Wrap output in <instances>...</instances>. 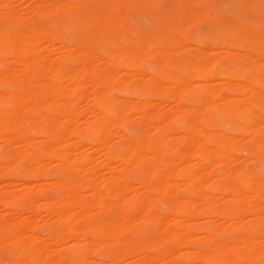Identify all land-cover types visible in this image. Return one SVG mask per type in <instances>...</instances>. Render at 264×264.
Returning <instances> with one entry per match:
<instances>
[{
	"label": "bare ground",
	"instance_id": "bare-ground-1",
	"mask_svg": "<svg viewBox=\"0 0 264 264\" xmlns=\"http://www.w3.org/2000/svg\"><path fill=\"white\" fill-rule=\"evenodd\" d=\"M15 1L0 16L67 7L50 27L28 14L23 30L0 29V261L261 264L264 178L246 162L264 166V31L246 23L229 42L183 40L179 59L182 37L167 27L133 39L106 23L120 0H101L91 18L89 0ZM62 19L74 40L57 35ZM143 55L155 61L148 76Z\"/></svg>",
	"mask_w": 264,
	"mask_h": 264
},
{
	"label": "rangeland",
	"instance_id": "rangeland-1",
	"mask_svg": "<svg viewBox=\"0 0 264 264\" xmlns=\"http://www.w3.org/2000/svg\"><path fill=\"white\" fill-rule=\"evenodd\" d=\"M3 1V2H2ZM0 0V3H4L5 2V0ZM15 0H13V2H14ZM17 1V0H16ZM15 1V2H16ZM24 2H22V3H25L26 4V2H25V0H23ZM42 2L44 1V2H46V1H48V0H41ZM50 1V3H51V0H49ZM49 1H48V3H49ZM54 0H52V2H53ZM241 1L242 2H244V3H247L248 5H249V8L246 10V12H245V16H246V23L247 24H249V25H251V26H253V27H256V28H261L260 30H262V31H264V28L262 27V25L259 23V22H257L256 20H257V18H260V17H263L264 18V9L263 10H261V9H259L258 7H256V5L255 4H261V0H211V2L212 3H214L215 5H217L218 6V11L222 14V15H228L229 13H230V11H231V9H232V7L233 6H235V5H237V4H239V3H241ZM19 2V1H18ZM29 2V1H28ZM28 2H27V4L26 5H24V4H22L23 5V8H24V6H26L27 7V5H28ZM89 2L92 4V6L91 7H89L88 8V17H94L95 15H97V12H98V10H100L101 8L100 7H102V5H103V1H101V0H89ZM120 2L121 3H119V4H124V5H138L139 7H135V8H132L131 9V12L134 14V15H136L137 17H138V19L140 20V24H139V26H137L135 29H133V28H131V26H124V21H123V19H121V21H119V25H120V27L123 29V30H125V31H127V32H129V33H131V32H133V31H135L136 32V34H138V35H145V34H149V32H150V34H153V33H157V32H159L162 28H164V27H167L169 30H172L174 33H176L177 35H179L180 37V40H181V37H182V40H181V42L183 41V40H185L187 43L189 42V43H191L190 44V46H195V44H194V40H195V38H196V36L194 37V35H191V34H188L189 32L186 30V21L183 19V23L181 24V25H179V23L176 21V17H178L179 15L177 14V15H175V16H169L168 14H164L163 16H157L156 14H154V10L151 8V7H149L150 5H152V4H154V3H162V4H165V5H168V6H176V5H196V4H199V3H205V2H208V0H120ZM2 4H0V11L2 12V13H4L5 12V9L3 8V6H2ZM17 4V2L15 3V5ZM21 4V3H20ZM46 4V3H45ZM22 5H21V7H22ZM20 7V6H19ZM28 8V7H27ZM27 8L25 9L24 8V11H21V13H23V14H20L19 16H21V17H17V16H13V17H11V16H7V15H4V14H2L1 13V16H0V29H1V27H2V25H5L7 28H8V26H9V24H10V26H9V28L11 27V25L13 26V27H11V29H7V30H13L12 28H15L16 27V25H13V24H17L18 25V28L20 27L19 25H21L23 22H22V20L24 19H28L27 18V16L26 15H28V14H30V15H28V17H30V19H28V20H31V21H33V23H35L36 25L37 24H41V25H47V27H50L51 26V22L49 21L48 23H38L37 21L39 20L38 18L40 17V16H38L37 14H35V13H32L29 9L27 10ZM9 9V8H8ZM21 9V8H20ZM26 10V11H25ZM29 11V12H28ZM31 13L32 14H34V18H33V16L31 15ZM156 15V16H155ZM22 16H25V18L23 17L22 18ZM31 16H32V18H31ZM36 17V18H35ZM38 17V18H37ZM60 17H62V15H60ZM63 21V22H62ZM62 21H61V24H60V26H59V28L57 29V35H59V32L61 33V31H65V32H67L68 34L70 33L71 35V38H70V40L72 39V37H73V39L72 40H74V37L76 36V34H77V36H78V31H74V30H76L73 26V24H71L69 21L68 22H66V21H64L63 19H62ZM17 22H21V23H17ZM174 22V23H173ZM8 24V26L6 25V24ZM178 23V25H176ZM194 25H195V22L193 23ZM36 25H35V27H36ZM15 26V27H14ZM22 26V25H21ZM38 26V25H37ZM40 26V25H39ZM44 26V27H45ZM33 28L32 27V29H30V30H32V33H33V35L34 34H36L37 35V30L38 29H36V28ZM43 27V28H44ZM71 27H73V28H71ZM41 28V27H40ZM25 29V28H24ZM60 29V30H59ZM68 31H67V30ZM131 29V30H130ZM20 30H23V27L21 28L20 27ZM129 30V31H128ZM10 31V32H11ZM201 31H203V29H201ZM39 32L41 33V31L39 30ZM76 33V34H75ZM73 34V35H72ZM10 36V35H9ZM189 36V37H188ZM194 37V39H192V38ZM190 39H191V41H190ZM94 40V39H93ZM193 41V42H192ZM180 42V41H179ZM184 42V41H183ZM183 42H182V44H183ZM177 43H178V40H177ZM89 46L90 47H96V45H95V41L93 42L92 41V39L90 40V42H89ZM184 44H185V42H184ZM184 44L183 45H181V43H179L178 45H180L179 46V52L177 53V55H176V58L178 57L179 59L180 58H182V56L184 55V53H185V51H184ZM182 46V47H181ZM183 49V51H184V53H183V51H182V49ZM96 49V48H95ZM202 49L203 50H205V51H207V52H210L209 50H210V46H209V44H203L202 45ZM182 51V52H181ZM256 52L258 53V55H260L261 56V58L263 59V61H264V49H262L261 47H260V45H258V47H256ZM182 55V56H181ZM0 56H2L1 54H0ZM144 56V55H143ZM143 56H142V58H143ZM55 57H56V54H55ZM145 57V59L143 60L142 58H137V60L138 61H136V65H137V62L139 63V62H143V63H141V65L139 66V67H141L142 68V70H143V72H144V75H146V76H148L149 75V73L150 72H153L154 71V69H155V61H153L154 59H151V58H149V57H147V56H144ZM146 57H147V59H146ZM139 60H141V61H139ZM222 60V59H221ZM154 62V63H153ZM153 63V64H152ZM140 64V63H139ZM138 64V65H139ZM145 70H146V73H145ZM151 70V71H150ZM117 94H119L118 92H117ZM219 120V119H218ZM217 120V118H215L214 119V122H215V124L216 125H220L221 126V123H220V121H218ZM219 122V123H218ZM229 125V124H228ZM227 124L225 125V126H228ZM230 126V125H229ZM222 127L221 126V128L225 131V132H232V129L230 128V127ZM229 128V129H228ZM119 129H121V130H128V127L127 126H124V125H120L119 126ZM230 130V131H229ZM80 152H81V150H79ZM244 150H240L239 152H238V155L240 156V157H245L244 156V153H245V155H246V153L247 152H244V153H242ZM247 160H249V159H247ZM251 161V160H250ZM246 162V160H244V162H246V167H247V169H250V170H252V171H255V172H258L259 174H261L262 175V177L264 178V166H263V164H260V163H257V162H253V161H251V162ZM54 165L53 164H51L50 163V165H49V167H48V173H49V175H51L50 177H53V175L55 174V171H54V167H53ZM263 166V167H262ZM263 168V169H262ZM212 168H210L209 170H211ZM261 170H263V171H261ZM261 171V172H260ZM213 174H217V171H214L213 172ZM139 178V176H138V174H135L134 176H133V180L134 181H138V178ZM50 177H49V181L51 180V179H53V178H51L50 179ZM214 177V178H213ZM217 177V176H216ZM216 177L215 176H212V178L210 179V181L212 182L213 180H215L216 179ZM135 178H137L136 180H135ZM51 190L49 189L48 191H47V196L49 197V196H51L52 194H51ZM154 201V200H153ZM152 201V208H153V210L154 211H156V212H159V213H163V212H165V210L166 209H163V208H166V206H164L165 204L162 202V201H154L153 202ZM160 202V203H159ZM163 203V204H162ZM202 218H204V220L206 219V220H208L206 217H202ZM199 220H201V218L199 217L198 218ZM204 220H203V222H204ZM202 221V220H201ZM205 223V222H204ZM205 224H207V222L205 223ZM202 225H204V224H202ZM208 225V224H207ZM194 229H196V228H194ZM197 230V229H196ZM195 230V231H196ZM199 231V230H198ZM198 231H197V235L198 234H200V232L198 233ZM194 232V231H193ZM194 233H196V232H194ZM0 254H2V252H0Z\"/></svg>",
	"mask_w": 264,
	"mask_h": 264
},
{
	"label": "snow or ice",
	"instance_id": "snow-or-ice-1",
	"mask_svg": "<svg viewBox=\"0 0 264 264\" xmlns=\"http://www.w3.org/2000/svg\"><path fill=\"white\" fill-rule=\"evenodd\" d=\"M11 6L8 4L3 5V8L7 10ZM37 8H42L45 14L39 17L38 23H48L49 21L57 20L61 15V9L67 6L55 4V5H36ZM74 7H81L79 5ZM111 9L110 18L106 23L112 24L116 27H120L118 22L123 19L124 26H131L135 29L140 24V20L136 15L131 12L132 8L139 7L138 5H124V4H111L108 6ZM154 10V14L157 16H163L168 14L169 16L179 15L186 21V30L189 34L197 36L201 39L207 40H221L225 42L232 41L243 35V29L246 25L245 12L249 8L247 3L241 2L232 7L228 15H222L218 11V6L208 0L205 3H199L196 5H176L168 6L162 3H154L150 5ZM261 8L264 9V0H261ZM47 10H52L51 14ZM195 21V25L193 24ZM86 18L82 19L80 28L83 29L87 25ZM203 29V31H201ZM133 39L136 37V32L131 33ZM260 47L264 49V36L260 39ZM262 77H264V68H262ZM261 123L264 124V93H262L261 104ZM261 151L264 152V132L261 134ZM262 226H264V217H262ZM226 243H231L227 241ZM264 252V249H262ZM0 264H5L4 261H0ZM7 264H13L9 261ZM75 264H81V262H75ZM206 264H236V262L223 259L215 261H207ZM264 264V260L261 261Z\"/></svg>",
	"mask_w": 264,
	"mask_h": 264
}]
</instances>
